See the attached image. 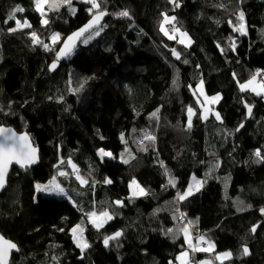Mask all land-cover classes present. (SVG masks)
<instances>
[{
  "label": "trees",
  "instance_id": "1",
  "mask_svg": "<svg viewBox=\"0 0 264 264\" xmlns=\"http://www.w3.org/2000/svg\"><path fill=\"white\" fill-rule=\"evenodd\" d=\"M106 2L111 13L100 34L51 73L60 44L47 51L29 33L44 43L52 32L63 39L89 20L90 5L73 0L75 15L67 7L47 11L43 26L34 0H0V123L28 131L41 150L40 164L28 171L14 167L0 194V232L19 246L12 264H175L187 249L179 229L188 220L194 238L209 237L215 252L232 253L227 264H264V161L254 156L257 149L264 155V100L239 88L257 70L264 72V0H176L179 7L171 0ZM17 7L24 11L14 13ZM123 10L130 16L116 15ZM241 10L246 35L229 23ZM13 13L32 27L9 32L16 26L8 19ZM162 13L176 17L190 47L160 32ZM201 80L209 94H221L207 120L193 94ZM244 100L254 107L249 120ZM189 107L196 110L190 129ZM145 134L155 140L141 146ZM126 145L135 154L128 164L119 160ZM101 148L113 157L101 159ZM69 158L89 180L87 198L69 195L74 203L37 192L35 183L49 181L60 159ZM193 175L206 183L180 201L177 194ZM133 178L147 195L132 197ZM60 180L67 189L68 181ZM70 181L80 187L75 175ZM73 184L70 194L79 190ZM92 211H109L113 219L97 230L86 216ZM77 224L91 246L83 254L71 233ZM117 231L123 235L105 247L104 238ZM244 245L250 255H241Z\"/></svg>",
  "mask_w": 264,
  "mask_h": 264
},
{
  "label": "snow or ice",
  "instance_id": "2",
  "mask_svg": "<svg viewBox=\"0 0 264 264\" xmlns=\"http://www.w3.org/2000/svg\"><path fill=\"white\" fill-rule=\"evenodd\" d=\"M87 4L90 5L88 8V12L92 13V18L89 20L87 24H85L83 27L78 29L76 32L72 33L70 36L66 38H61L59 33H53L51 37H49L50 43H44L40 38L38 37L37 33L35 31H32L29 33L32 43L34 45H41L45 50L52 51L53 47L56 44H60V48L58 51H56V60L53 61V63L50 65V70H55L57 67V64L59 60L63 57H67L71 55V53L74 51L77 45V41H80L82 37L85 36L86 33H90V30L95 31V35H99L100 31L103 30V26H100V22L103 19L104 16L108 15V12L106 9L102 7L103 0H85ZM172 3L176 4L177 7H179V4L176 3V0H171ZM34 6L37 12L41 14L42 20L41 24L43 26H47L49 24V20L46 17L47 11H59L61 7H67L68 11L75 15L76 14V8L73 7V0H34ZM24 9L17 7L14 10L15 12H23ZM10 15L8 17L9 20L15 21V27L10 28L9 32H16L21 29H30L32 25L27 19H24L23 22H21L19 19L15 18V14ZM116 15L121 17H129L130 13L127 10H123L119 13H116ZM162 20L159 25V30L165 37H167L169 40L177 41L180 44H183L185 47H190L192 44L191 37L188 36L186 32H183L180 28H177L175 26L176 17H170L167 15V13H162ZM237 20L238 25L233 26V31L238 32L241 35H246L247 33V27L245 23V15L244 12L241 10L237 14ZM8 21L6 20L5 23ZM231 24L232 22L229 21ZM97 26H100L99 28ZM170 26V27H169ZM92 39V35L89 34L87 39H84L82 42L87 44L88 41ZM219 47V45H218ZM230 47L233 51H235L236 44L235 40L232 41L230 44ZM223 52V49H221ZM172 55L179 60L181 58V53L178 52L175 48L171 49ZM184 63H187L185 60ZM199 67V66H197ZM235 73H233V77L235 78ZM264 76V72L261 70H257V72L246 82L240 83L239 87L241 92L244 91H251L255 93L257 96L264 97V80H258V77ZM239 83V82H238ZM191 87V85H189ZM83 88V84H81L78 88L73 89V91H80ZM199 92L200 96L204 97L203 103L197 99L198 103H201L202 107V116L201 118L204 120H207L209 117L210 112H212V109L205 105H212L215 103H218L221 99L220 95L217 94L212 97H208L204 93V82L203 80L200 81V83L197 85L196 90L194 91V95L196 92ZM51 99V98H50ZM247 107L248 115L250 116L252 114V106L245 104ZM188 112V123L187 127L190 129L192 127V117L196 114V110H194L192 107H189L187 109ZM158 110L157 112L152 113V116L154 118H158ZM215 119L221 120V116L219 112H215ZM240 127H243V124L240 125ZM239 129H237L238 131ZM121 141L124 144H127V141L124 139V134L121 133ZM101 139L103 137L101 136ZM154 141L155 137L150 134H145L143 139L140 141L141 146H143L144 141ZM143 150H147L144 148ZM125 152L128 153L129 158L124 159L123 155L121 156L122 162L125 164H128L131 159H134L135 157L131 155L130 149L127 147L125 148ZM97 154L100 156L101 159L105 157H113V153L110 151H106L105 149L101 148L97 150ZM254 156L257 158V162L264 161V155H262L261 150L257 149L254 153ZM39 156H38V148H36L33 145V142L31 141L29 135L27 133L17 135L15 132H13L11 129L4 128L0 126V189H3L5 187V184L7 182V175H8V169L9 166L15 162L19 164L22 168L30 167L31 165L38 162ZM67 163L71 169L72 174L75 175V178L80 182L81 185H88L89 180L84 178L80 172L77 166L72 162L71 158L65 162L63 159L59 161L60 165H63ZM216 167H219V163L216 164ZM167 172V169L165 170ZM59 176H68L69 173L67 171H59ZM105 184H111L112 181L108 178H105L104 180ZM168 183L175 187L176 181L174 177L169 176ZM204 183H206V180H198L195 177L192 178V182L188 185V187L185 189L183 193H178V199L180 201L186 200L188 197L194 195V193L199 192L201 188L203 187ZM129 188L131 190L132 197H138V196H145L147 195V191L140 186V184L137 182L135 178L130 182ZM35 189L37 192H43V193H54L56 195H67L65 189L60 185V183L57 181V178L54 176L51 180H49L46 184H39L37 183L35 185ZM116 205H122V201L117 200L114 202ZM260 212L262 215H264V208L260 209ZM88 218V222L95 227L97 230L102 228L105 223L113 219V216L108 211H92L86 214ZM186 214H180L179 219L184 222L185 221ZM194 222L191 220L186 221L182 224V227L179 229V233H181L184 236L185 243L187 245V249L185 251H182L179 256L177 257V260L180 262V264H191L190 259V252L196 253V252H208V253H214V258L217 261H220L221 264L225 260H230L232 258V253L230 251L223 252V253H215V243L208 241L205 239L203 235L198 236L195 238V242L193 240L192 232L190 226L193 225ZM257 227L259 225H253L251 228V231L254 233L257 230ZM63 231V229H60ZM84 231L85 228L81 224L75 225L71 229L73 240L76 244V246L81 250V253L90 248V244L87 242V240L84 238ZM172 229H169L168 232H172ZM122 231H117L113 235L106 236L103 240V244L105 247H108L111 241L117 240L120 236H122ZM207 245V246H202ZM13 250L19 251L17 248V245L7 240L3 237V235H0V264H9V257L11 255V252ZM190 250V251H189ZM241 255H250L249 248L247 245L242 246V252ZM169 264H172V262H169ZM199 264H213L212 260H204L200 261Z\"/></svg>",
  "mask_w": 264,
  "mask_h": 264
},
{
  "label": "rangeland",
  "instance_id": "3",
  "mask_svg": "<svg viewBox=\"0 0 264 264\" xmlns=\"http://www.w3.org/2000/svg\"><path fill=\"white\" fill-rule=\"evenodd\" d=\"M85 1V0H84ZM108 3L106 2V0H103V5H102V7L103 8H106V5H107ZM46 14H47V12H46ZM230 21L232 22L231 23V25H232V27L234 26V25H238V20H237V15H236V19H230ZM247 27V26H246ZM53 33H57V32H52L50 35H49V37H51V35L53 34ZM238 33V32H237ZM239 34V33H238ZM247 34V33H246ZM91 35H92V39H90L89 41H88V43L89 42H91L93 39H94V36H95V31H93L92 33H91ZM87 37L88 36H86L84 39H87ZM254 75V74H253ZM252 75V76H253ZM251 76V77H252ZM251 77H249L247 80H245V81H242V82H240V83H244V82H246V81H248ZM258 80H264V76H261V77H258ZM204 82V93H205V95L206 96H208L209 98L210 97H212V96H215V95H217V94H209L208 93V91H207V89H206V84H205V81H203ZM200 83V82H199ZM198 83V84H199ZM239 83V84H240ZM196 88H197V86H196ZM196 88H195V90H196ZM240 88V87H239ZM245 92V91H244ZM248 92H251V91H248ZM252 94H254V95H256L255 93H253V92H251ZM219 94V93H218ZM220 95V97H221V94H219ZM195 96L197 97V99L200 97V98H202V100L204 101V97L203 96H200L199 95V92L197 91L196 92V94H195ZM200 100V99H199ZM221 100V99H220ZM219 100V101H220ZM263 100H264V97H263ZM201 103H203L202 101H201ZM201 103H200V106H201ZM217 103H215V105H216ZM213 105V104H212ZM212 105H205V106H208V107H210L211 109H214V107L212 106ZM128 148V149H130V152H131V155L132 156H134L135 157V154H134V152L131 150V148L128 146V145H126L125 146V148ZM106 151H109V150H106ZM111 152V151H110ZM123 155V157H124V159H128L129 158V155H128V153H126L125 152V149L120 153V156H119V159L122 161V159H121V156ZM61 160V159H60ZM131 160H133V159H131ZM130 160V161H131ZM72 162L77 166V168L79 169V166L72 160ZM66 166H68L69 168L68 169H66ZM59 171H67L68 173H69V175L68 176H59L58 175V172ZM56 177L57 178V181L60 183V185L65 189V191H66V193H67V195H56V194H54V193H43V192H39V193H41L42 195H45V196H56V197H58V198H68V199H70L71 201H73L74 203H75V201H74V199H76V201H78V200H81L80 198L82 197V199H85V197H86V194H85V192H78V191H73L72 190V192H71V194L68 192V188L70 187H68L67 189H66V186L61 182V180H60V177H62V178H65L67 181H68V184H69V180L74 176V174H72V169H71V167L67 164V163H65V164H63V165H60L59 164V162L56 164V166H55V174L52 176V177ZM193 177H195L196 179H198V180H203L201 177H199V176H196V175H193L192 177H191V180H190V183L192 182V178ZM52 179V178H51ZM50 179V180H51ZM48 182V181H47ZM47 182H45V183H40V182H38L39 184H46ZM141 186V185H140ZM142 187V186H141ZM142 188H144V187H142ZM145 189V188H144ZM146 190V189H145ZM197 193V192H196ZM196 193H194V194H196ZM72 196L74 199H72L70 196ZM132 195V194H131ZM81 196V197H80ZM191 197V196H190ZM87 198V197H86ZM189 198V197H188ZM97 212V211H96ZM109 212V211H108ZM110 213V212H109ZM111 214V213H110ZM112 215V214H111ZM85 238V237H84ZM205 259H211V257L210 256H207ZM178 263V262H177ZM215 264H221L220 263V261H216L215 262Z\"/></svg>",
  "mask_w": 264,
  "mask_h": 264
},
{
  "label": "water",
  "instance_id": "4",
  "mask_svg": "<svg viewBox=\"0 0 264 264\" xmlns=\"http://www.w3.org/2000/svg\"><path fill=\"white\" fill-rule=\"evenodd\" d=\"M106 11L108 12V15H106V16L103 17V19H102L101 22H100V26H103V25H104V22L106 21V19L108 18L109 14H110L108 10H106ZM91 18H92V16L89 18V20H90ZM89 20H88L85 24H87V23L89 22ZM85 24H84V25H85ZM84 25H82L81 27H83ZM100 26H97V27L99 28ZM81 27H79V28L75 29L74 31L70 32V33L67 34L64 38L70 36L72 33L76 32V31H77L78 29H80ZM93 31H94V30H90V33H86L85 36L82 37L80 41H77L76 48L74 49V51H73L71 54H73V53L77 50V48L80 46V44L82 43V41L84 40V38H85L86 36H88L89 34H91ZM60 46H61V45H60ZM60 46H59V48H60ZM59 48H58V50H59ZM58 50H57V51H58ZM69 56H70V55H69ZM67 57H68V56H67ZM67 57H63V58H61V59L59 60V62H58V64H57V67H56L55 70H50V66H49V71H50L51 73L55 72V71L61 66V64H62L63 62H65V60H66ZM55 60H56V57H55ZM52 63H53V62H52ZM52 63H51V64H52ZM51 64H50V65H51ZM251 106H252V105H251ZM253 112H254V107L252 106V114L249 116V115H248V111H247V119H251V117H252V115H253ZM0 126H2V127H4V128H7V129H11V130H12L13 132H15L17 135L27 133V134L29 135L31 141L33 142V145H34L36 148H38V156H39L38 162L35 163V164H33V165H31L30 167H27V168H22L19 164L13 162V163L9 166V169H8L7 182H6V184H5V187H6L7 184H8L9 176H10V174H11V172H12V170H13L14 167H17V168H19V169H21V170H27V169H32V168H34V167H36V166H38V165L40 164V162H41V150H40V146H38V145L35 144V142H34L32 136H31V134H30L28 131H18L14 126H11V125H5V124H1V123H0ZM243 126H244V123H243ZM241 129H242V127H239L238 132H239ZM5 187H4V188H5ZM4 188H3V189H4ZM3 189H0V193L3 191ZM0 235H3V234L0 232ZM3 237H4L5 239H7V240H10L9 238L5 237L4 235H3ZM10 241H12V240H10ZM12 242H14V241H12ZM14 243L17 245V248L19 249L18 244H17L16 242H14ZM18 253H19V251H16V250H13V251L11 252V255H10V257H9V264H11V261H12L13 255L18 254Z\"/></svg>",
  "mask_w": 264,
  "mask_h": 264
},
{
  "label": "bare ground",
  "instance_id": "5",
  "mask_svg": "<svg viewBox=\"0 0 264 264\" xmlns=\"http://www.w3.org/2000/svg\"><path fill=\"white\" fill-rule=\"evenodd\" d=\"M109 6H108V4L106 5V8H104V9H106V10H108L109 11V13H111V10L108 8ZM71 56H72V54L70 55V56H68L67 58H66V60L65 61H68L69 60V58H71ZM55 57H56V53L54 54V57H53V59L51 60V62L49 63V66H50V64L55 60ZM49 66H48V70H49ZM245 104H247V105H251V103L249 102V101H247V100H244V106H245ZM246 107V106H245ZM246 109H247V107H246ZM249 120V119H248ZM243 124V123H242ZM244 128V126L242 127V129ZM120 160V159H119ZM15 168H17V167H15ZM17 169H19V168H17ZM19 170H21V169H19ZM28 170H30V169H27V170H22V171H28ZM10 177V176H9ZM71 180V179H70ZM69 180V186H71V184H73L71 181ZM37 184V182L35 183V185ZM79 184H80V182H79ZM8 185H9V179H8V184H7V186L3 189V191L5 190V189H7L8 188ZM74 185V184H73ZM203 187H204V185H203ZM202 187V188H203ZM75 188H77V189H79V190H76V191H78V192H84L85 190H86V188H85V186L84 185H81L80 184V187H76L75 185H74V189ZM201 188V189H202ZM2 191V192H3ZM1 192V193H2ZM0 193V194H1ZM191 232H192V230H191ZM193 236V235H192ZM10 240H12V241H14L13 239H11V238H9ZM206 240H208V241H211V242H213V240L212 239H210L209 237H207V238H205ZM193 240H194V242H195V238H194V236H193ZM202 246H207V245H202ZM223 252H225V251H222V252H215V253H223ZM181 253V252H180ZM180 253H178L177 254V256H176V262H175V264H180L179 262H178V260H177V257L179 256V254ZM207 256H210L211 257V259H209V260H212V261H215V258H214V253H208V252H196V253H191L190 252V259H191V264H199V262L200 261H204V260H208V259H205ZM13 258H14V255H13ZM13 258H12V261H11V264H12V262H13ZM178 262V263H177Z\"/></svg>",
  "mask_w": 264,
  "mask_h": 264
},
{
  "label": "crops",
  "instance_id": "6",
  "mask_svg": "<svg viewBox=\"0 0 264 264\" xmlns=\"http://www.w3.org/2000/svg\"><path fill=\"white\" fill-rule=\"evenodd\" d=\"M209 260V259H208ZM217 260H215V261H213V264H215V262H216ZM179 262V261H178ZM180 263V262H179ZM221 263V262H220ZM223 264H227V260H225L224 262H223Z\"/></svg>",
  "mask_w": 264,
  "mask_h": 264
}]
</instances>
